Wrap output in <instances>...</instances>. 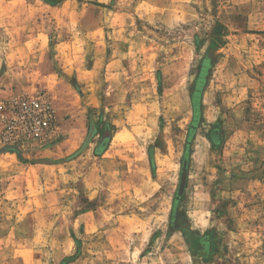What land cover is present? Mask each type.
<instances>
[{"label": "rangeland", "instance_id": "1", "mask_svg": "<svg viewBox=\"0 0 264 264\" xmlns=\"http://www.w3.org/2000/svg\"><path fill=\"white\" fill-rule=\"evenodd\" d=\"M50 1L0 0L63 134L0 151V264H264V0Z\"/></svg>", "mask_w": 264, "mask_h": 264}, {"label": "built area", "instance_id": "2", "mask_svg": "<svg viewBox=\"0 0 264 264\" xmlns=\"http://www.w3.org/2000/svg\"><path fill=\"white\" fill-rule=\"evenodd\" d=\"M0 146L50 148L62 137L56 109L46 92L0 95Z\"/></svg>", "mask_w": 264, "mask_h": 264}, {"label": "water", "instance_id": "3", "mask_svg": "<svg viewBox=\"0 0 264 264\" xmlns=\"http://www.w3.org/2000/svg\"><path fill=\"white\" fill-rule=\"evenodd\" d=\"M208 58H210L209 56H207ZM6 150H18L16 147H6L2 150V151H6ZM45 162H51L50 159H45L43 160ZM187 178H188V160L185 158L183 161V165H182V174H181V182L178 188V195L177 198H180L181 195L184 194L185 188H186V182H187Z\"/></svg>", "mask_w": 264, "mask_h": 264}, {"label": "crops", "instance_id": "4", "mask_svg": "<svg viewBox=\"0 0 264 264\" xmlns=\"http://www.w3.org/2000/svg\"><path fill=\"white\" fill-rule=\"evenodd\" d=\"M31 3H29V4H37L38 2V0H29ZM41 9L42 10H46V11H50V12H53L54 11V9H55V6L53 5V4H50V3H43V6H41Z\"/></svg>", "mask_w": 264, "mask_h": 264}, {"label": "trees", "instance_id": "5", "mask_svg": "<svg viewBox=\"0 0 264 264\" xmlns=\"http://www.w3.org/2000/svg\"><path fill=\"white\" fill-rule=\"evenodd\" d=\"M47 2H49V3H51V4H53V2H51L50 0H46Z\"/></svg>", "mask_w": 264, "mask_h": 264}, {"label": "flooded vegetation", "instance_id": "6", "mask_svg": "<svg viewBox=\"0 0 264 264\" xmlns=\"http://www.w3.org/2000/svg\"><path fill=\"white\" fill-rule=\"evenodd\" d=\"M210 59V58H209Z\"/></svg>", "mask_w": 264, "mask_h": 264}]
</instances>
